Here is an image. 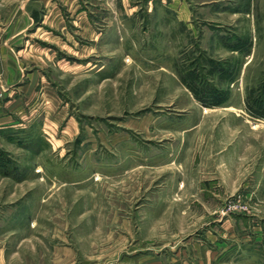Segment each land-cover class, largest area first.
Returning a JSON list of instances; mask_svg holds the SVG:
<instances>
[{
  "label": "rangeland",
  "instance_id": "obj_1",
  "mask_svg": "<svg viewBox=\"0 0 264 264\" xmlns=\"http://www.w3.org/2000/svg\"><path fill=\"white\" fill-rule=\"evenodd\" d=\"M132 1L127 52L97 54L105 68L77 67L65 55L47 63L43 52L0 53L1 101L26 84L29 105H39L46 88L28 82L42 77L58 95L30 130L0 142L8 263L264 264V174L248 195L245 173L240 191L225 184L234 190L214 197L202 180L216 168L193 166L202 136L186 133L239 125L241 154L252 151L256 166L249 174L259 170L264 118L249 112L248 100L264 84V0ZM218 97L223 104L212 105ZM67 123L77 133L65 141ZM238 200L242 211L224 216Z\"/></svg>",
  "mask_w": 264,
  "mask_h": 264
},
{
  "label": "crops",
  "instance_id": "obj_2",
  "mask_svg": "<svg viewBox=\"0 0 264 264\" xmlns=\"http://www.w3.org/2000/svg\"><path fill=\"white\" fill-rule=\"evenodd\" d=\"M133 2L132 0H0V23L4 25L0 29V53L12 55L19 50L18 53L34 55L43 52L46 59H42L47 63L55 62L56 59L60 63L64 59L63 57L58 59L57 56L65 55L67 56L65 60L72 62L73 65L76 64L77 67H80L82 61H86L84 65L89 69L105 68L104 65H97L100 63L96 60L97 54L114 50V46L121 52H127L125 24L135 17V10L128 9ZM80 54L86 57L81 60ZM19 80L17 78L16 82ZM28 83L35 86L44 85L43 88L46 89L42 93V101L36 106L29 105L34 96L27 94L31 90L25 88L26 84L19 85L18 88L12 89L10 94L5 95L3 100H0V142L9 143L10 134L30 130L38 113L43 112V108L49 104L57 102L58 95L48 89L49 82L43 77L37 79L35 83L33 80ZM188 99L193 107L199 106L191 94L188 95ZM209 111L211 110H206L204 115L214 113ZM45 121L47 123H44V127L47 128L49 120ZM69 123H67L69 127L67 126L66 132L63 133L65 141L70 139L71 133L74 131V134L77 133V126ZM244 129L248 130L247 127ZM43 131L48 134L46 130ZM186 133L193 136L200 134L202 144H206L200 145L199 150L196 147L192 148L190 155L194 162L193 166L199 164L201 167L216 168L214 174L202 180L204 191L214 197L227 196L230 190H234V186L232 187L234 183L236 186L233 192L240 191L237 185L242 180L239 177L245 173L249 179L244 181L241 192L243 195H248L250 187H254V183L260 180L258 175L264 174V161L260 164L259 170L255 171L256 174H249V168L256 166L251 157L252 151L241 154L240 142L246 138L245 133L241 134L239 125L224 127L194 125L187 128ZM51 138L53 139V136ZM6 254V249L0 243V264H9ZM203 258H198L199 263L207 262V257Z\"/></svg>",
  "mask_w": 264,
  "mask_h": 264
},
{
  "label": "trees",
  "instance_id": "obj_3",
  "mask_svg": "<svg viewBox=\"0 0 264 264\" xmlns=\"http://www.w3.org/2000/svg\"><path fill=\"white\" fill-rule=\"evenodd\" d=\"M209 62H211L212 65H213V63H215L213 61H209ZM211 90H213L215 92V94H217V95L218 94L219 95L224 94L223 91H219L216 89H211ZM195 95L197 98H199L197 92ZM213 99L214 98H212V103H213L212 105L221 106L223 104V99L221 100V97H218L219 101L215 100L216 102H213ZM215 99H216V97H215ZM203 102L208 103V102H206V100H203ZM248 103L251 106V107L250 106L248 107L249 108L248 110H249V112H251V114H253L254 116H257V117L264 118V84H263V89L261 88V95L257 96L253 100L251 98L250 100H248Z\"/></svg>",
  "mask_w": 264,
  "mask_h": 264
},
{
  "label": "built area",
  "instance_id": "obj_4",
  "mask_svg": "<svg viewBox=\"0 0 264 264\" xmlns=\"http://www.w3.org/2000/svg\"><path fill=\"white\" fill-rule=\"evenodd\" d=\"M222 210L223 215H230L231 213L235 212H241L243 209V205L241 204V201H236V202H230Z\"/></svg>",
  "mask_w": 264,
  "mask_h": 264
}]
</instances>
